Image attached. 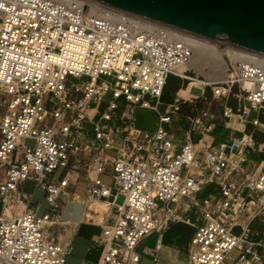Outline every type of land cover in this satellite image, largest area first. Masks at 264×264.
Returning a JSON list of instances; mask_svg holds the SVG:
<instances>
[{"label": "built area", "instance_id": "2783aa9c", "mask_svg": "<svg viewBox=\"0 0 264 264\" xmlns=\"http://www.w3.org/2000/svg\"><path fill=\"white\" fill-rule=\"evenodd\" d=\"M0 5V264H70L71 243L47 232L63 222V197L109 203L94 238L102 245L94 264H139L141 240L167 228L177 204L201 209L191 264H264V236L252 239L251 227L264 216V161L260 171L243 165L244 149L254 146L248 126L261 125L254 112L264 110V56L241 52L222 79L211 81L188 66L194 47L173 28L92 0ZM171 74L201 90L193 98L207 107L189 117L193 127L221 108L243 135L217 146L188 139L178 150L169 126L183 98L162 100ZM136 108L159 114L154 131L135 124ZM59 169L65 173L55 180ZM212 178L221 196L196 198ZM28 179L45 192L43 213L21 188ZM78 179L86 200L70 190ZM159 247L144 253L158 262Z\"/></svg>", "mask_w": 264, "mask_h": 264}, {"label": "crops", "instance_id": "0c3cea01", "mask_svg": "<svg viewBox=\"0 0 264 264\" xmlns=\"http://www.w3.org/2000/svg\"><path fill=\"white\" fill-rule=\"evenodd\" d=\"M187 81V80H186ZM188 85V81L186 85L180 86L177 91L172 92L171 98L172 100L169 101H163L165 103L168 102H174L176 99H179L178 93L182 89H188L190 91V94L193 95V97L196 95L192 92L193 89H191ZM186 98L182 97L183 100L181 102L184 104H188L193 106L195 105L196 102H201L204 100L201 99H194V98ZM189 101V102H187ZM181 106V105H180ZM139 116L140 122L137 124L138 127L147 130V131H154V128H148L145 125H143V121L145 118H150L152 116H155L157 119L159 118V114L157 112L151 111V110H146V109H139ZM179 111V110H178ZM177 111V112H178ZM177 112L173 116V120L169 126L170 132L172 133V136L177 144V149L179 150L181 145L188 139L192 140L195 143L201 142L202 146H217L219 143L224 142V141H231L233 138H239L243 135L244 133V128L240 123H235L231 124L228 122V119L224 117L223 111L221 108H216L213 110L211 116L206 118L204 120V123L200 126L193 127V125H189V117L192 115H187L184 116L183 114H177ZM199 114V113H197ZM194 114V115H197ZM193 115V116H194ZM255 117H259L261 125L259 126H254L252 124H249L248 128L251 133L254 135V146H248L244 149V168L246 172L249 171H255V170H262V162L264 161V110H256L254 112ZM211 126L210 130H208V126ZM206 176L209 177V173H206ZM205 190L206 193H205ZM219 190V191H218ZM209 196H215L219 198L221 196V188L216 180H210V181H205V183L202 185L201 190L199 193H197L196 198L203 199ZM70 198V197H68ZM94 202H100L101 203V208L100 210H96L95 208L93 210H90V205ZM69 203L71 204H82L80 201L73 200L72 198L66 199L64 201V209L61 211L62 215V221L56 224H61L69 227H73L74 231V236H73V241H67L65 238L61 237L58 238L59 242L62 244L66 243H75L76 239L78 237L82 238V243L83 246H86L85 248L91 247L90 245H97L100 247V252L96 256L92 257H85V259H82V262L80 264H94L96 263L102 253V245L94 242L95 236L99 235L103 231V221H92L91 219H97L101 218L104 215L103 210L107 208L105 206V203L103 200L99 199H93L91 202L88 203L87 209H84L82 211V215L79 216L76 220L72 219L71 216L73 215V211L69 209L67 206ZM103 206V207H102ZM252 212V209H247L243 215L244 219L249 218L248 214ZM65 213L69 214L70 217H64ZM103 219V218H102ZM182 222H186L190 224L193 227V232L191 233L190 240L187 244V253H188V263H190L189 259V247H190V242L191 239L197 229V226L201 222V209L199 205H182V204H177L175 212L173 214V218L171 223L167 228H165L161 233H159L155 246L154 247H145V248H156L157 245L160 247L157 250L158 254V262H155L153 260L152 256H148L145 253L141 254L142 258L140 263L142 262L143 258L148 257L153 264H166L168 261V255L169 251L173 248L176 247L179 242H178V233H172V235L166 240L163 236V232L165 230H168L172 225L177 224L179 225ZM53 224L52 227H54ZM86 225L88 227H92V229H95V232H93L91 235H89V231H83L81 230V226ZM251 227H252V239H258L262 236H264V216L263 215H258L254 217L251 221ZM239 230V228H237ZM47 232L49 235V230L47 229ZM83 233V237L81 236ZM81 234V235H80ZM52 237V236H51ZM55 238V237H54ZM141 243V242H140ZM140 245V244H139ZM138 248V247H137ZM144 248V250H145ZM138 251V250H137ZM72 254V252H71ZM68 257V262L70 264H73L70 262V256ZM139 263V264H140Z\"/></svg>", "mask_w": 264, "mask_h": 264}, {"label": "water", "instance_id": "95a60500", "mask_svg": "<svg viewBox=\"0 0 264 264\" xmlns=\"http://www.w3.org/2000/svg\"><path fill=\"white\" fill-rule=\"evenodd\" d=\"M187 35L264 56V0H92Z\"/></svg>", "mask_w": 264, "mask_h": 264}, {"label": "rangeland", "instance_id": "374dc122", "mask_svg": "<svg viewBox=\"0 0 264 264\" xmlns=\"http://www.w3.org/2000/svg\"><path fill=\"white\" fill-rule=\"evenodd\" d=\"M197 54L196 48H195V55ZM193 57V59H194ZM212 60H215V58L211 57ZM222 58V57H221ZM206 59L203 60V62L200 64V70H197L194 67V72L198 75H200L203 78H207L210 79V76H215L217 74H219L221 71V63H226V68L228 67V62L226 59L222 58V62L216 59V62H218V65L220 66V69H216L214 70L212 67L209 68V66H207L205 63ZM205 61V63H204ZM204 64V65H202ZM202 65V66H201ZM204 66V67H203ZM191 67H193L191 65ZM203 67V68H201ZM212 69V70H209ZM187 81L183 78L178 77L175 74H171L168 78L167 81V88L165 91V94L162 97L163 101H169L172 100L171 98V94L172 92H175L176 89H178L180 86H184L186 85ZM192 92L194 94H201V90L197 89V88H193ZM182 96L184 97V95L182 94ZM231 101L233 103H235L236 101L234 99L231 98ZM189 102V101H187ZM189 104V103H188ZM217 104V103H216ZM185 105L184 103L181 104V108L182 106ZM206 106V104L201 101V102H196L195 105L191 106L190 110L192 113H189L187 115H194L197 113H200L202 111V109H204ZM217 107V105H216ZM236 108V107H235ZM125 108L121 107L120 110L118 111V114H122L124 112ZM139 108L135 109V114H134V121L135 124L137 125L140 122V116L139 114ZM177 114H182L181 109L177 112ZM118 119L116 120L117 123L121 122L120 116L118 115L117 117ZM143 121V125H145L148 128H154L156 127L157 121L158 119L155 116H152L150 118H145ZM189 125H191V122L189 121ZM26 144L29 146H33L35 144V140L33 139H27L26 140ZM65 173V169H59L56 174H55V180H59L63 174ZM101 179L103 182L112 185L113 184V179L108 176V175H102ZM213 180H215V178H212ZM22 190L27 191L29 193H32L33 195V200H32V205L33 206H37L40 204V213H43L46 209H48V203L45 199V192L42 191L41 189H37L36 188V182L33 180L28 179L27 181H25L22 186H21ZM70 190L73 192H77L78 194L81 195V200L83 199H87V197L85 196L86 192H85V185H84V181H82L81 179H78V181H76L74 183V185H72L70 187ZM207 190H205L206 193ZM219 191V190H218ZM246 190H243V193L246 194ZM68 200L70 198L68 197H63V200ZM96 199V198H95ZM124 200V196H119V198L117 199V201L119 203H122ZM92 200L86 202V204H71L69 203L67 206L69 207L70 210L73 211V215L71 216L72 219L76 220L77 218H79V216L82 215V211L84 209H87L88 207V203L91 202ZM103 207V206H102ZM108 208V207H107ZM105 208L103 210L104 215L101 218H97V219H93L94 221H102L103 217L106 219L107 215H106V211H108V209ZM2 212V204L0 203V214ZM64 217H70L69 214L65 213ZM92 220V221H93ZM49 233L51 234L52 237H55V239L58 241V238H65V240H69V241H73V236H74V229L73 227H69V226H65V225H61V224H56L54 225V227L50 226L48 227ZM81 230L83 231H89V235H91L93 232H95V229H92V227H88L86 225H82L81 226ZM178 233V242L179 244L176 247H173L169 253H167L166 255H168V261L166 264H189L187 257H188V253H187V244L190 240L191 237V233L193 232V227L186 223V222H182L179 225L174 224L172 225L168 230H165L163 232V236L164 238L167 240L172 233ZM82 234V235H81ZM80 235L83 237V233H81ZM159 233L154 232L146 237H144L141 240L140 245L138 246L137 250L138 252H140L141 254H144V248L145 247H154L157 237H158ZM72 246V243H71ZM91 247L89 248H85L86 246H83L82 243V238L78 237L75 241V243L73 244L72 247V254L70 256V262L73 264H80L82 262V259L85 257H92V256H96L99 252H100V247L97 245H90ZM231 255L233 257H238L239 256V252L237 250H234ZM230 263H232L231 261H228ZM140 264H153L152 261L148 258L145 257L143 258L142 262Z\"/></svg>", "mask_w": 264, "mask_h": 264}, {"label": "bare ground", "instance_id": "6f19581e", "mask_svg": "<svg viewBox=\"0 0 264 264\" xmlns=\"http://www.w3.org/2000/svg\"><path fill=\"white\" fill-rule=\"evenodd\" d=\"M189 40L191 41L193 47H194V54H195V48L197 51V54L195 55L194 59L192 58L191 62L188 64L189 67H191V65L193 67H195L197 70H200V64L203 62L204 59H206V63L204 61V63L210 67H212L214 70H218L220 69V66L218 65V62H216V59L222 62V58L226 59L228 62V66L230 65V62H233L234 60L241 58V50L223 45V44H219L216 42H212V41H207L198 37H194L191 35H188ZM213 57L215 58V60H212ZM222 57V58H221ZM229 59V61H228ZM204 65V64H202ZM201 65V66H202ZM204 67V66H203ZM201 67V68H203ZM226 63H221V72L215 76H210L211 81H215V80H219L222 79L225 74H226ZM212 70V69H209ZM180 78H182L181 76H178ZM186 80V79H185ZM188 81V80H187ZM182 94L184 95V97L186 98H192L193 95L190 94V91L188 89H182L180 90V92L178 93V97H183ZM104 201V200H103ZM186 201V200H184ZM105 206L108 207L107 209H109V203H107L106 201H104ZM96 209L97 211L100 210L101 208V203L100 202H94L90 205V210ZM7 214H10V212H7Z\"/></svg>", "mask_w": 264, "mask_h": 264}, {"label": "trees", "instance_id": "16d2710c", "mask_svg": "<svg viewBox=\"0 0 264 264\" xmlns=\"http://www.w3.org/2000/svg\"><path fill=\"white\" fill-rule=\"evenodd\" d=\"M166 88H167V84H166V87H165V91H166ZM177 90H178V89H176V91H177ZM165 91H164V94H165ZM164 94H163V95H164ZM190 108H191V105H189V104H185V105H183L182 108H181V106H180L181 112H182V114H183L184 116H187V114L192 113L191 110H190ZM180 109H179V110H180Z\"/></svg>", "mask_w": 264, "mask_h": 264}, {"label": "snow or ice", "instance_id": "6c2138e0", "mask_svg": "<svg viewBox=\"0 0 264 264\" xmlns=\"http://www.w3.org/2000/svg\"><path fill=\"white\" fill-rule=\"evenodd\" d=\"M0 7H2V5H0Z\"/></svg>", "mask_w": 264, "mask_h": 264}]
</instances>
